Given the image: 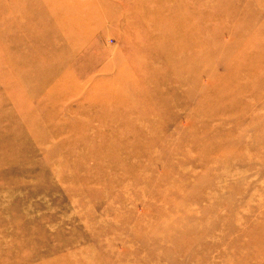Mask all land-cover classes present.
Wrapping results in <instances>:
<instances>
[{"label": "rangeland", "instance_id": "1", "mask_svg": "<svg viewBox=\"0 0 264 264\" xmlns=\"http://www.w3.org/2000/svg\"><path fill=\"white\" fill-rule=\"evenodd\" d=\"M15 1L0 0V264H264V0H156L181 3L184 35L143 51L170 71L127 116L150 131L117 135L100 104L45 108L63 69L34 0ZM117 32L88 42L90 78L111 73Z\"/></svg>", "mask_w": 264, "mask_h": 264}, {"label": "bare ground", "instance_id": "2", "mask_svg": "<svg viewBox=\"0 0 264 264\" xmlns=\"http://www.w3.org/2000/svg\"><path fill=\"white\" fill-rule=\"evenodd\" d=\"M12 1L14 6L18 4V1ZM104 4V0H34L32 6L37 9L36 13L41 18L36 29L39 33V41L40 43L53 41L54 45L49 49V54L51 53L52 59L63 69L61 72L56 71L47 81L53 91L49 103H44L45 108L50 105H54L55 108L61 103L64 106V115L68 112L80 114L88 113L90 108L100 104L108 110L106 117L111 120L110 123L109 121L102 123L100 129H106L107 126L109 131L117 135L121 130H130L137 126L142 131L149 132L152 121L147 122L139 118L133 122L127 116L137 115L145 109V106H141L138 101V96L158 88L157 82L167 83L170 71L159 73L154 69L157 73H150L151 69H148L149 65L143 58L147 53L143 51L148 52L155 41L174 42L184 35V27L179 23L178 14L173 12H181L182 5L171 4L169 13L164 14L165 11L156 0L151 3L146 0H121L114 4V8L105 17L108 9L101 7ZM164 8H167L165 4ZM157 12L166 17L162 18L161 15L158 18L154 17L153 13ZM109 16L110 19L117 21L111 23L110 19H107ZM107 27L118 31L117 37L124 43V48L113 55L114 59L108 66L111 67L108 76L95 75L91 79L89 75L92 66L90 67L87 62L91 58L85 57L89 52L86 46L95 35ZM144 27L152 30L141 33L139 29ZM155 50L157 53L152 51L150 55L164 59L169 57L167 55L171 54L173 49ZM93 81L98 83L93 86ZM144 82L146 84L138 86ZM147 83L154 84L148 87ZM29 110L31 111L32 108L29 107ZM97 117L101 119V116L97 115ZM63 121L62 125H53L56 130L71 131L77 126H82L83 123L81 119L79 125L70 120ZM155 123L158 125L159 122L155 121ZM47 125L50 127L51 124L47 122ZM115 140L111 143L114 144ZM102 145H105V140ZM123 148L130 147L123 146ZM115 154L116 149L113 156Z\"/></svg>", "mask_w": 264, "mask_h": 264}]
</instances>
